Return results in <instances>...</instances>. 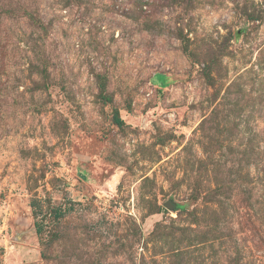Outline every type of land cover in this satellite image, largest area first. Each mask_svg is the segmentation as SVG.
<instances>
[{"label":"rangeland","instance_id":"1","mask_svg":"<svg viewBox=\"0 0 264 264\" xmlns=\"http://www.w3.org/2000/svg\"><path fill=\"white\" fill-rule=\"evenodd\" d=\"M0 264H264V0H0Z\"/></svg>","mask_w":264,"mask_h":264},{"label":"trees","instance_id":"2","mask_svg":"<svg viewBox=\"0 0 264 264\" xmlns=\"http://www.w3.org/2000/svg\"><path fill=\"white\" fill-rule=\"evenodd\" d=\"M116 117V121L118 122V123H122V120L118 117V116H115Z\"/></svg>","mask_w":264,"mask_h":264}]
</instances>
